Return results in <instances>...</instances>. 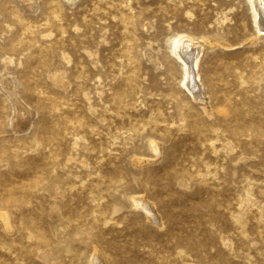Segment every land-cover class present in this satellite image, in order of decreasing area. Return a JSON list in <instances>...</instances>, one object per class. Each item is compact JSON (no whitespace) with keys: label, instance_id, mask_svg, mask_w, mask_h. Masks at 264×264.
Returning a JSON list of instances; mask_svg holds the SVG:
<instances>
[{"label":"rangeland","instance_id":"obj_1","mask_svg":"<svg viewBox=\"0 0 264 264\" xmlns=\"http://www.w3.org/2000/svg\"><path fill=\"white\" fill-rule=\"evenodd\" d=\"M253 21L248 0H0V264H264Z\"/></svg>","mask_w":264,"mask_h":264},{"label":"bare ground","instance_id":"obj_2","mask_svg":"<svg viewBox=\"0 0 264 264\" xmlns=\"http://www.w3.org/2000/svg\"><path fill=\"white\" fill-rule=\"evenodd\" d=\"M248 1L250 3L251 10L253 13V17H254L253 22L255 23V26L259 27V30L261 32H264V0H248ZM180 38H183V37H180ZM202 47L200 45L198 46L197 43L194 41V39H191V38H186V39H182V40L180 39V41H178L173 46V49H174L173 54L182 63V66L184 69L183 80L187 79L186 86L188 87V89L199 100H201L202 102H206L205 93H204L202 86L198 82V74H197V68L199 67L198 64H199L200 57H201ZM148 203L149 202H147V204ZM136 204H138L137 200H136ZM141 205H143V204H141ZM138 207H139V205H138ZM149 213L151 214L150 209H149ZM154 219H155V217H154ZM159 222H160V220H159Z\"/></svg>","mask_w":264,"mask_h":264}]
</instances>
